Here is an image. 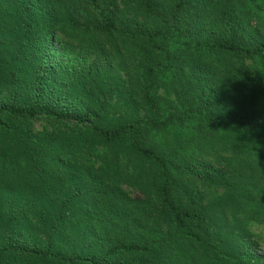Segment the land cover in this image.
I'll list each match as a JSON object with an SVG mask.
<instances>
[{"label":"trees","instance_id":"trees-1","mask_svg":"<svg viewBox=\"0 0 264 264\" xmlns=\"http://www.w3.org/2000/svg\"><path fill=\"white\" fill-rule=\"evenodd\" d=\"M252 222L264 0H0V264H264Z\"/></svg>","mask_w":264,"mask_h":264},{"label":"rangeland","instance_id":"rangeland-1","mask_svg":"<svg viewBox=\"0 0 264 264\" xmlns=\"http://www.w3.org/2000/svg\"><path fill=\"white\" fill-rule=\"evenodd\" d=\"M53 55H51L49 58H47V61L50 63H56V62H61L63 64H67L70 66H77L79 64V62H76L75 60H73L72 58V54H69L68 52H64L63 48H62V44L59 41H55L53 46ZM45 126V122L43 121H35L34 122V130L35 131H40L43 127ZM128 190L131 191V197L133 199L138 198L140 195L136 192V190L134 189H129L128 187H124ZM216 194H219V192H216ZM248 229L250 230L251 234H253V236H262V238H264V226L262 225H258L256 223H251L248 227ZM255 247H252L253 250V254L255 255V257H260L262 255V253H264V242L259 241L257 242L256 245H254ZM249 251H251L249 249Z\"/></svg>","mask_w":264,"mask_h":264}]
</instances>
